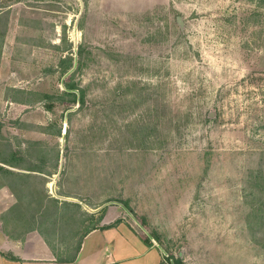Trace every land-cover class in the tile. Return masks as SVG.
Listing matches in <instances>:
<instances>
[{"label":"rangeland","instance_id":"rangeland-1","mask_svg":"<svg viewBox=\"0 0 264 264\" xmlns=\"http://www.w3.org/2000/svg\"><path fill=\"white\" fill-rule=\"evenodd\" d=\"M32 164L62 258L105 206L170 264H264V0H0V165Z\"/></svg>","mask_w":264,"mask_h":264},{"label":"crops","instance_id":"crops-1","mask_svg":"<svg viewBox=\"0 0 264 264\" xmlns=\"http://www.w3.org/2000/svg\"><path fill=\"white\" fill-rule=\"evenodd\" d=\"M9 169V173L7 170L0 171V264H170L154 238L144 236L123 219L114 226L89 231L82 238L75 259L62 261L61 251L49 245L43 229L37 226L21 228L23 222L28 223V219H22L24 215L20 216L15 211L19 204L16 178L21 179L29 171ZM30 174L47 178L40 190L50 196L47 175L44 172ZM7 175H10V180L5 179ZM108 210L106 209L100 226L110 224L118 218L108 216Z\"/></svg>","mask_w":264,"mask_h":264},{"label":"trees","instance_id":"trees-1","mask_svg":"<svg viewBox=\"0 0 264 264\" xmlns=\"http://www.w3.org/2000/svg\"><path fill=\"white\" fill-rule=\"evenodd\" d=\"M68 67H69V66H66V67L63 69V72H66L67 69H68ZM65 88H66V89L64 90V91H65L64 93H66V94H70V95H71V98L69 99V101H71V102L82 101V99H80V97L77 98V96H76V92H74V90H73V89L75 88V85H73V84H69V83H65ZM41 95H42V98H43V97H48V94H41ZM81 95H82V94H81ZM42 169H43V168H41L40 166L32 164V166H30L29 168H25V169H24V170L29 171V173H24V176L21 177V180H24L25 178L30 177L29 175H30V173H32V172H39V173L44 172V173H45V171H43ZM4 170H7V169H5L3 166L0 165V171H4ZM41 170H42V171H41ZM9 171H10V170H7L8 173H9ZM36 175H37V174H36ZM36 177H37V176H36ZM258 177H259V176H258ZM258 177H257V178H258ZM39 179H41V181H42V184H41V185L44 187V185H45V183H46V178L40 176ZM11 189H12V187H11ZM13 189H14V188H13ZM13 189H12V190H13ZM13 191H14V190H13ZM37 194H39V195H38V202H39V204H38V206H36V207L29 208L30 211H31V209H32L31 214H28V212L26 211V210H28V208H26L25 205H24V201H26V200H24V198L21 197L20 195H19V204L17 205V206H18V207H17V210H15V211L18 212V214H19L20 216H22V215L27 216V219H28V221H27V222H28V223H27V226L29 225L28 228H31V227H35V226H37V220H36V218L39 217V216H41V215L43 214V212H44V210H45V207H46V202H49V201L51 200V201H52V204H53L54 207L56 208L57 212H60V209H59V207H58L59 205H61V204H70V202H68V201H63L62 203H59V201L57 200V198H53V197H51V196H48L47 193H45V191L38 190V193H37ZM255 194H258V190H257V192H255ZM256 197H258V200H260V203L257 204V205L254 206V207H251L252 217L254 218L255 223H259V224H261V225L264 226V206H261V204H262V202H263V196H262V195H257ZM25 203H26V202H25ZM123 203H125V202H123ZM125 205H127V203H125ZM105 211H106V207L104 206V207H102V208L100 209V213H99V215H98L96 225H93V226L89 227L88 229H86V230L80 235V237L77 239V242H76V245H75V249H74V251L72 252V254H70L69 256H67V257H65V258H60L62 261H73V260L75 259L76 253H77V251H78L79 248H80V245H81V242H82V238H83V237H84L89 231H91L92 229H94V228H98V227H103V228H104V227H111V226L116 225V224L119 223L120 221H122L121 218H117V219H115V220H114L112 223H110V224L100 226L99 223H100V221H101V219H102V217H103ZM37 227H38V226H37ZM149 236H150V235H149ZM154 238H156V237L154 236ZM146 241H147V242H148V241L150 242L149 239H147ZM47 242L49 243V245H51V247L53 246V245L51 244L50 240H49V241L47 240ZM177 261L180 262V260H177Z\"/></svg>","mask_w":264,"mask_h":264},{"label":"built area","instance_id":"built-area-1","mask_svg":"<svg viewBox=\"0 0 264 264\" xmlns=\"http://www.w3.org/2000/svg\"><path fill=\"white\" fill-rule=\"evenodd\" d=\"M163 256H164V258H166V257H167V255H166V253H165V252H163Z\"/></svg>","mask_w":264,"mask_h":264}]
</instances>
